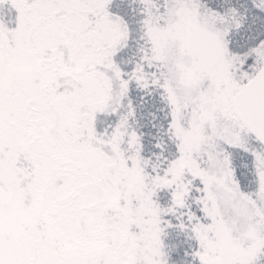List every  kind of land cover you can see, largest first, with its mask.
<instances>
[{
	"label": "snow or ice",
	"instance_id": "6c2138e0",
	"mask_svg": "<svg viewBox=\"0 0 264 264\" xmlns=\"http://www.w3.org/2000/svg\"><path fill=\"white\" fill-rule=\"evenodd\" d=\"M0 264H264V0H0Z\"/></svg>",
	"mask_w": 264,
	"mask_h": 264
}]
</instances>
